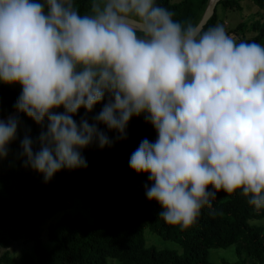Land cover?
<instances>
[{
	"label": "clouds",
	"instance_id": "obj_1",
	"mask_svg": "<svg viewBox=\"0 0 264 264\" xmlns=\"http://www.w3.org/2000/svg\"><path fill=\"white\" fill-rule=\"evenodd\" d=\"M174 15L157 0H88L84 11L77 0H0V82L22 87L14 108L41 128L20 141L24 166L45 183L86 168L82 150L113 145L100 125L126 139L143 116L157 138L141 140L129 166L148 174L160 218L186 230L221 191L260 213L264 45ZM20 123L0 118V161Z\"/></svg>",
	"mask_w": 264,
	"mask_h": 264
},
{
	"label": "trees",
	"instance_id": "obj_2",
	"mask_svg": "<svg viewBox=\"0 0 264 264\" xmlns=\"http://www.w3.org/2000/svg\"><path fill=\"white\" fill-rule=\"evenodd\" d=\"M82 11L88 0H77ZM175 13L177 21H190L203 13L208 0H157ZM225 6L242 7L240 0H219ZM258 7L249 17L240 20L232 31L237 42L264 45V0H252ZM217 5V4H216ZM216 6L202 29L216 22ZM248 31L252 34L246 36ZM22 87L0 83V116L14 109ZM102 104L97 105L98 113ZM63 111V109H60ZM85 114L81 109L77 121ZM18 137L11 143L9 155L0 161V262L16 264L7 247L12 241H32V252L21 254V264H215L208 259L210 247L232 243L238 254L231 264H264V225L250 223L264 217L257 213L239 192L228 195L221 191L205 207L196 223L186 230L159 217L162 210L156 201H149L145 185L151 186L148 174H137L129 166L132 152L141 140L155 142V128L143 116L133 117L127 127V138L116 140L118 133L106 131L113 139L111 147L92 144L82 150L86 168L64 169L45 183L42 174L25 167L20 156V141L27 134L37 141L41 128L26 114ZM38 147V145H37ZM79 205L82 213L65 211L47 225L46 240L42 239L43 224L59 211ZM144 226L164 238L181 244L182 251L158 248L145 243Z\"/></svg>",
	"mask_w": 264,
	"mask_h": 264
},
{
	"label": "rangeland",
	"instance_id": "obj_3",
	"mask_svg": "<svg viewBox=\"0 0 264 264\" xmlns=\"http://www.w3.org/2000/svg\"><path fill=\"white\" fill-rule=\"evenodd\" d=\"M178 1V0H171ZM240 4L242 7L236 8L234 6H225L223 3L219 2L216 5V22L213 25H222L227 34L233 37L237 41V35L232 31V28L240 21L247 17H249L253 12H255L258 7L252 0H240ZM200 16L196 19L195 23L199 20ZM207 30V29H206ZM252 34V31H248L246 36ZM1 83V82H0ZM12 86L21 87L19 84H15ZM65 211H76L78 213H82V210L79 208V205L76 203L72 208H67L66 210L59 211L55 213L52 217L47 219L43 224L42 229V239L46 240V230L47 225L50 222L55 221L63 212ZM253 221H258V223L264 225V217L261 219H256ZM143 234L145 236V243L148 245H154L158 248H174L178 251H182L181 244L171 238H164L161 235L153 232L148 226H144ZM4 248H0V254L3 252ZM9 254L13 258L16 264H21V254L24 251L32 252V241L25 240H15L10 243L7 247ZM238 254L235 250V244L232 243L230 245L224 247H210L208 252V259L210 262L215 264H231L234 260H236ZM0 264H5L0 262ZM109 264H119L116 258L109 259Z\"/></svg>",
	"mask_w": 264,
	"mask_h": 264
},
{
	"label": "water",
	"instance_id": "obj_4",
	"mask_svg": "<svg viewBox=\"0 0 264 264\" xmlns=\"http://www.w3.org/2000/svg\"><path fill=\"white\" fill-rule=\"evenodd\" d=\"M219 0H208L207 5L201 15V17L199 18V20L196 22L195 26L200 27L201 29L203 28V26L205 25V23L207 22L208 18L211 16V14L213 13L215 6L217 4ZM19 113L16 112L15 108L12 109L10 112L0 116V118L3 119H7L9 117V115H18Z\"/></svg>",
	"mask_w": 264,
	"mask_h": 264
}]
</instances>
